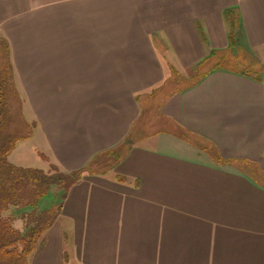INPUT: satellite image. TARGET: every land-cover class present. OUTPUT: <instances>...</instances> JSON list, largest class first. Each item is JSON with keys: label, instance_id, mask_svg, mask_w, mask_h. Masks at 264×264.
I'll use <instances>...</instances> for the list:
<instances>
[{"label": "crops", "instance_id": "obj_1", "mask_svg": "<svg viewBox=\"0 0 264 264\" xmlns=\"http://www.w3.org/2000/svg\"><path fill=\"white\" fill-rule=\"evenodd\" d=\"M0 38L38 170L95 161L31 264H264V0H0Z\"/></svg>", "mask_w": 264, "mask_h": 264}, {"label": "trees", "instance_id": "obj_2", "mask_svg": "<svg viewBox=\"0 0 264 264\" xmlns=\"http://www.w3.org/2000/svg\"><path fill=\"white\" fill-rule=\"evenodd\" d=\"M232 22L233 20L230 21L231 26H233ZM2 50L6 51L7 61L0 68V213L7 210L9 206L17 207L18 201H23L25 196L27 201L24 206L34 207L38 199L51 185L59 186L66 192L71 185L81 178L83 171L91 170L95 164L94 161L81 170L69 173L59 172L55 166H52V170L55 172V175L52 176L38 169L16 167L7 162V156L14 150L16 142L27 137L30 132L25 136L12 135L7 132V126L10 123L7 97L11 93L15 94L16 90L9 61L8 45L0 38V52ZM227 66L231 70L235 69V66L240 67L239 70L235 69L233 71L254 78L256 77L251 74L264 72V66H261V69H257L253 65H247L244 62ZM182 138L186 139V136H182ZM130 141L128 137L121 149H128ZM203 150H206L210 158L215 162L226 163L225 160H222L219 155L210 149L203 148ZM107 155H114V152H107L101 156ZM119 158L120 154H117L115 159L118 160ZM23 183L29 186L28 191L20 190L19 185ZM56 215L57 211L55 214H51L49 210L41 212L35 221L39 223L36 226L28 227L24 233L13 228L10 222L0 215V264H25L26 257L32 253L36 246V241L51 226Z\"/></svg>", "mask_w": 264, "mask_h": 264}, {"label": "rangeland", "instance_id": "obj_3", "mask_svg": "<svg viewBox=\"0 0 264 264\" xmlns=\"http://www.w3.org/2000/svg\"><path fill=\"white\" fill-rule=\"evenodd\" d=\"M6 51L2 50L0 52V68L4 66V64L7 61L6 57ZM234 68V67H233ZM240 67H236V70H239ZM233 69V70H235ZM242 71V70H240ZM202 72V71H201ZM193 71H189L185 73L184 82H194L195 79H188V76L192 75ZM255 76L256 78L264 81V72L261 74H251ZM198 76V75H197ZM176 86V85H175ZM167 87L168 92L173 89H183V87ZM7 104H8V110L10 113V123L7 126V132L12 135L17 136H25L27 133L29 135L23 139H20L16 142L14 150L7 156V162L12 164L16 163L18 167L21 168H31V169H41L45 168L44 165V159L42 158L43 151L41 149V144L39 139L35 137L33 138L31 135L34 134V128H30L29 125L26 124L27 118L24 115H21L22 110V104H20V101L18 99V96L16 93L9 94L7 97ZM26 120V122L24 121ZM25 122V123H24ZM52 166L48 171L44 172L48 175H55V172L52 170ZM60 172V171H59ZM20 186V190L22 191H28L29 186H27L25 183H23ZM65 192L64 189H62L59 186L51 185L38 199L34 207H31L29 205L24 206L26 204V196L23 197V201H18L17 207L9 206L7 210L2 211L0 213L1 217L6 219L8 222H10L11 226L19 231H22L21 233L26 232L28 227L36 226L39 222H35L38 215L41 212L44 211H51V214H55V212L59 209V206L61 204V201L63 199ZM24 206V207H21ZM53 216V215H52ZM49 218V216H48ZM43 220V219H42ZM21 222V224H20ZM21 225V227H20ZM44 237L41 235V238H39L36 241V246L32 253H30L25 260V264H31V258L32 254L40 248V244L42 242V238ZM66 256H64L63 263H65Z\"/></svg>", "mask_w": 264, "mask_h": 264}]
</instances>
